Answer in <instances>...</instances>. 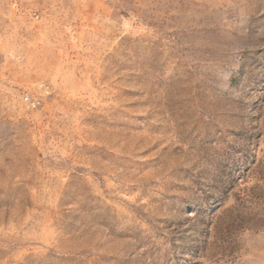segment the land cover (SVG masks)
Returning <instances> with one entry per match:
<instances>
[{
    "label": "rangeland",
    "instance_id": "obj_1",
    "mask_svg": "<svg viewBox=\"0 0 264 264\" xmlns=\"http://www.w3.org/2000/svg\"><path fill=\"white\" fill-rule=\"evenodd\" d=\"M0 264H264V0H0Z\"/></svg>",
    "mask_w": 264,
    "mask_h": 264
},
{
    "label": "built area",
    "instance_id": "obj_2",
    "mask_svg": "<svg viewBox=\"0 0 264 264\" xmlns=\"http://www.w3.org/2000/svg\"><path fill=\"white\" fill-rule=\"evenodd\" d=\"M26 101H28V99H26ZM29 102V101H28ZM30 103V105L32 106V107H34L35 106V103L34 102H29Z\"/></svg>",
    "mask_w": 264,
    "mask_h": 264
}]
</instances>
